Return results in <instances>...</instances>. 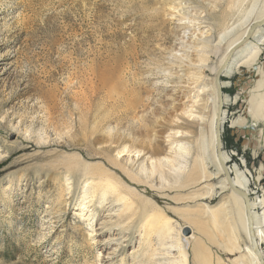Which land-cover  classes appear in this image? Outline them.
Instances as JSON below:
<instances>
[{"label": "rangeland", "instance_id": "1", "mask_svg": "<svg viewBox=\"0 0 264 264\" xmlns=\"http://www.w3.org/2000/svg\"><path fill=\"white\" fill-rule=\"evenodd\" d=\"M230 7V0H0V264H142L146 250L139 227L148 205L170 219L173 237L186 245L188 257H179V263L204 264V256L210 260L205 264L252 258L237 202L219 188L215 166L209 165L213 176L204 185L188 181L190 173L179 177L167 169L165 178H148V183L144 171L140 179L146 184H131L137 195L129 194L126 203L136 210L125 229L117 227L123 218L108 223V211L96 201L88 205L95 218L82 219L86 183L82 169L74 168L77 160L96 165L103 157L115 158L114 147L101 144L114 128L128 135L142 124L143 147L156 158L169 150L172 131L197 135L193 121L180 116L192 84L188 65L197 60L193 46L202 47L212 32L209 41L215 42L204 49L210 59L202 72L214 78L215 20ZM250 9L248 2L245 10ZM260 29L250 40L254 59L221 82L228 165L244 173L250 198L264 200V104L259 110L254 104L264 96V26ZM122 69L125 84L116 85L113 78ZM205 96L211 112V91ZM134 112L141 123L131 122ZM201 125L208 140L209 125ZM144 168L148 171L149 164ZM214 187L212 197L193 198ZM206 205L221 207L217 223L204 214ZM147 225L150 232L152 223ZM193 232L202 247L198 260L186 240ZM260 249L264 256L262 242Z\"/></svg>", "mask_w": 264, "mask_h": 264}, {"label": "bare ground", "instance_id": "2", "mask_svg": "<svg viewBox=\"0 0 264 264\" xmlns=\"http://www.w3.org/2000/svg\"><path fill=\"white\" fill-rule=\"evenodd\" d=\"M248 2L251 5V9L245 10V4H247ZM259 2L260 0H230V5H231L230 12L227 14L226 11L225 12L223 11L224 13H222V16L219 17L221 15L220 14L218 18H216L215 21L217 23L216 26H217L218 43L216 46L217 50H215L216 52L214 51L213 52L219 55V61H218V65H215L213 67L209 66L212 75H214L213 79H208V77H205L202 72L207 69V67L205 68V64L208 63L207 62L208 58L210 59V57H208L210 52H207L206 54L204 52H206L207 50L204 51V49L205 48L208 49V46L210 48L211 46L210 44H212L211 42H213V41L211 42L209 41L210 38L212 39L213 36L211 32L212 30L207 31L206 33L202 31V35L204 34L208 35L211 32V36L208 38V41L204 42L205 40L204 38L202 40V37L200 39H197V41H194V42H198L202 40L201 44L203 46L200 47L201 45L199 44L198 47L193 46L195 47V51H196L195 57L197 56V60L190 61V65H188V68L191 71L188 74V78L192 84H190L191 88H190V92L187 94L188 95L186 98L187 102L184 104V107L182 108L183 109L182 114L180 116H182V118H185L187 121L190 120L193 121L194 124H192L191 126L192 128H195V132L197 134L196 136H193L191 133L192 131L190 132L189 130L182 132L180 130L172 131V133H170L167 136L169 150L167 149L168 151L165 153L164 156L161 155L163 157L161 156L159 157L158 156L159 153L157 152L158 158H156L155 155L149 156L148 153L146 152V148L143 147L144 141H142V130L144 129H142V124L139 128L140 130H137L138 131L137 133L135 132L133 127L132 128L133 131L128 135L127 134L120 135L118 131L115 132V130L117 129L114 128L113 131L109 130L106 132L108 133V135L105 136L107 139L104 138L101 144H106L109 145L110 147L113 146L114 147L113 151L116 154L115 158L112 159L111 157L108 156L103 157L102 159L103 161L96 163V165H92L89 162H85L86 160L83 161L77 160L75 162V166H74L75 170L78 168L82 169L81 171L82 173H84V177H85L84 183H86L82 192L83 195H82L81 203L79 205L80 211L82 213V215L81 214L80 215L83 217V218L81 217L82 219H85L86 221H88V223H91V221L95 218L96 212L94 210L90 212L88 205L96 201L97 204L100 205L99 208L101 209V211H104L105 209L108 211L106 216V218L108 219V223L111 220H113V217L114 219L117 218V220L118 218H123L124 220L122 222H119L117 227H119L120 229H123L124 227L125 229L126 224L131 220L132 211L136 210V209L134 210V205L132 203H126L127 200L129 199L128 197L129 194H132L134 196L137 195L136 189H134V187H132L131 184L132 183L141 184L143 182L146 184L145 181L142 182V180L140 179V175H142V173L144 174L145 172L148 173L147 181L148 178L149 180H151V178L155 176H158V178L161 179L165 178L166 177V176L164 177L165 169H167L169 173L171 172L172 174L177 175L179 177L184 175L185 173H190L189 176L187 177L188 181H195L196 184L197 183L203 184L205 183L206 180H208L213 176V175L210 176V174L208 173L209 165H213L216 167V173L214 177L216 179L220 178L219 188H221L222 190L230 191L231 196L237 202V205L239 207V212L242 218L241 220L242 230L249 243L248 244L249 252H250L249 254L250 257L252 258H248L247 256H243V255H238L237 257L234 258V260L237 264H261V260L252 246V242L248 230V220H247L245 202L240 196L236 195L229 187L226 176L217 157L216 139H215L216 124H217L218 111H219V97H218V91L216 88L215 80L220 72L222 76L223 75L231 76L234 73V70L238 66L242 65L244 62L245 63L248 62V60L249 61L253 60L254 57L252 55L257 54V52H254L256 49L250 47L251 46L250 40L256 38L259 35V31L261 30L260 28L262 26L256 28L252 36L248 40L246 39L249 34V31L253 28V26L264 21V2H262V8L260 12L257 15L254 14V11L258 6ZM238 14H241L243 16L242 17L240 16L239 18L237 17ZM181 41L180 43H182V45L184 43L185 45V42L183 41L181 42ZM213 46L215 48V45ZM200 52H203V55L197 54ZM241 58L242 60L240 62L239 60ZM122 70H120L117 76L113 78V81L116 82V85L125 84L122 81V78H120L121 74L124 75L125 72L124 69ZM224 86L225 84L221 82L222 92ZM209 91H211L213 97V106L211 112H208L209 106L205 96ZM140 94H142V90L141 93H139V95ZM258 101L256 100L254 101V104L255 103L258 104L256 106L257 107L256 110L262 108V105L264 104V96H261V100L259 102ZM225 103H226V98H224V94H223V105ZM134 111L136 112V110ZM135 112H134V116H132L131 122L134 121V123L136 124L141 123L142 120H140V118L137 116ZM208 113L210 114L209 116H207ZM221 117H222V124H224L226 120L225 110L222 111ZM205 122L209 125L208 140L203 135L204 125H201V123L203 124ZM235 123H232V125L234 126ZM81 126L83 127V124ZM93 131L94 133H96V131L98 132L99 130L98 128H95ZM180 137L181 139H179ZM162 153L160 152V154ZM153 156H155V158ZM121 157L125 159L119 161V158ZM224 159L231 174L233 184L237 189L248 194L250 198V192L248 191L249 182L244 176V173L240 172L238 169H233L232 166L228 165L230 157L228 156V154H226V152H224ZM145 164H149L150 169L148 171L147 169L144 168ZM133 168L136 169L134 170ZM69 169L72 168L69 167ZM71 174L72 172H70V175ZM122 174L123 176L126 177L122 178L120 176ZM66 187L68 191H70L69 188L70 185L68 184ZM214 189L215 187L209 189V191H207V193L204 194L203 193L195 194L193 198L201 199L203 197H212L213 194L215 193ZM148 204L150 203H147V205ZM250 205L252 209L254 231L257 238L258 246L260 247V243L261 242L264 243V210L262 213H257L256 209L260 207L261 208L264 207L263 206L264 200L260 198H256V199L250 198ZM148 206H149V210L145 206V210H144L145 216L142 219V225L141 224H140L141 226L139 225L140 226L139 228L142 231V232L140 231V233H142L140 236V238L142 237V246L145 245V250H146L142 252L143 253L142 264H181V262L179 263V261H181L180 259L184 257L186 260V258L188 257L186 253L187 252L186 245L178 241L177 234H176L177 237L175 238L173 237L175 231L173 230L174 228H172L170 219L166 217L163 214V212L157 210L156 208L158 207H156L155 205L152 206L148 205ZM204 209H205L204 214L209 219L214 221L216 220V223L218 218L221 219V217H219L220 215L219 213L221 210L220 206L216 208H211L206 205ZM86 212L87 214H85ZM104 222L105 221L101 222V226H105L103 227V230L104 228H107ZM148 223H152L153 226L152 229L149 230L150 232L145 231L146 230L145 227L147 228ZM129 225L131 226V224ZM126 227H128V225ZM110 238H113L112 235L107 239V242L109 243H110ZM186 240L188 242L193 243V252L196 254V260H198L201 255L200 252L202 250L199 239L197 238L196 234L193 232V234L189 238H186ZM176 249L178 250V252H176L177 251ZM173 252H176L177 255L176 254L174 255ZM115 254H116V249L113 250L112 252H109L108 256L112 258L113 256H115ZM179 257L181 258L178 260ZM203 258L205 259L206 263L210 261L209 258L206 256H204ZM205 261L203 262L204 264Z\"/></svg>", "mask_w": 264, "mask_h": 264}, {"label": "water", "instance_id": "3", "mask_svg": "<svg viewBox=\"0 0 264 264\" xmlns=\"http://www.w3.org/2000/svg\"><path fill=\"white\" fill-rule=\"evenodd\" d=\"M264 25V21L260 22L258 24H256L255 26H253V28L249 31V34L247 36L248 40L252 34L254 33V30L256 28H259L261 26ZM221 77L222 74L221 72L217 75L215 83H216V88L218 91V97H219V111H218V118H217V124H216V133H215V139H216V153H217V157L219 160V163L224 171V174L226 176L227 182L229 184L230 189L238 196H240L246 205V214H247V220H248V230H249V234H250V238H251V242H252V246L255 250V252L257 253V255L259 256L260 260H261V264H264V259L260 250V247L258 246L257 243V238L255 235V231H254V223H253V218H252V209H251V205H250V198L248 196V194L244 193L243 191L237 189L235 187V185L232 182V177L231 174L229 172L228 166L226 164V161L224 159V150H223V132H224V124H222V117H221V113L223 111V92L221 89ZM224 123V122H223Z\"/></svg>", "mask_w": 264, "mask_h": 264}]
</instances>
